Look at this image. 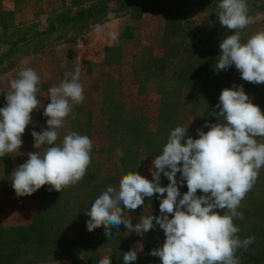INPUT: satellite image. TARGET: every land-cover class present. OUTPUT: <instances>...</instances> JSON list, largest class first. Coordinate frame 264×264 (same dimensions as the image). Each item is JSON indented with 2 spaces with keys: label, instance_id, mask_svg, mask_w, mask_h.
I'll return each instance as SVG.
<instances>
[{
  "label": "rangeland",
  "instance_id": "obj_1",
  "mask_svg": "<svg viewBox=\"0 0 264 264\" xmlns=\"http://www.w3.org/2000/svg\"><path fill=\"white\" fill-rule=\"evenodd\" d=\"M129 1L140 5L144 0ZM101 2L111 11L106 16L79 18ZM246 2L249 15L264 13V0ZM218 3L150 0L148 11L141 14L118 9L111 0H0V108L6 105L10 81L22 69L30 67L41 77L37 93L41 106L30 114L22 146L18 153L0 157V264H99L106 255L110 261L123 258L138 245L143 250L137 257L144 259L163 245L165 236L158 225L142 235L120 225L108 237L103 226L87 230L90 218L86 214L107 186L118 187L123 175L136 171L151 181L152 161L175 127L189 125L187 136L197 139V129L209 130L206 122L218 123L214 112L219 111L215 106L222 90L242 86L264 114V84L242 80L234 65L215 71L219 44L234 34L219 24ZM97 24L103 29L99 34ZM258 31H264V19L243 30L241 43ZM110 32L117 34L116 40ZM77 67L84 101L74 106L76 118L71 114L66 118L56 143L71 131L92 140L86 175L60 193L45 185L31 196L18 197L11 185L13 171L26 162L29 153L42 155L48 147L34 149L31 136L46 128L43 112L50 102L48 89ZM108 116L114 122L131 123L126 127L131 140L146 145L137 150L131 143L133 153H127L118 138L126 124L110 125ZM117 149L122 156L116 155ZM176 179L180 181V173ZM168 183L161 174L160 186ZM178 187L181 196L187 192L186 182ZM158 195L145 198L144 205L134 211H125L124 218L135 225L141 216H159ZM238 211L244 216L234 220L241 230L238 235L242 239L254 236L257 242L252 244L258 246L264 229V167Z\"/></svg>",
  "mask_w": 264,
  "mask_h": 264
},
{
  "label": "clouds",
  "instance_id": "obj_2",
  "mask_svg": "<svg viewBox=\"0 0 264 264\" xmlns=\"http://www.w3.org/2000/svg\"><path fill=\"white\" fill-rule=\"evenodd\" d=\"M217 13L219 24L234 34L219 44L221 54L215 71H226L234 65L242 80L264 84V31L241 43L243 30L264 19V13L249 15L246 0H219ZM102 31L101 25H95L97 34ZM108 35L117 39L115 32ZM40 81L30 67L10 81L6 105L0 108V157L18 153L22 146L30 114L41 106L37 98ZM48 96L50 102L43 112L46 128L31 133L34 149L48 147L42 155L29 153L26 162L13 171L11 185L18 197L31 196L45 185L60 193L81 181L91 163L93 142L87 135L71 131L56 143L66 118L71 114L75 119L74 106L84 101L80 68L65 73L58 86L48 89ZM215 108L219 109L214 112L218 123L206 122L207 132L197 129L199 138L187 136L189 125L170 131L161 154L152 161L151 181L135 171L123 175L118 187L107 186L86 214L90 218L87 230L103 226L104 234L111 237L112 228L124 225L129 233L142 235L158 225L165 240L149 255L158 257L161 264H240L237 250L247 251L255 238L241 239L234 220L244 219L238 208L264 167V142L257 139L264 140V114L243 87L236 85L221 91ZM116 155L122 156V150L117 149ZM161 174L169 181L166 187L160 186ZM183 182L187 192L181 196L178 183ZM198 190L202 195L197 196ZM154 194H159V216H141L135 225L124 218L125 211L136 210ZM142 250L138 245L124 253V264L136 261ZM99 264H111L110 256H104Z\"/></svg>",
  "mask_w": 264,
  "mask_h": 264
},
{
  "label": "trees",
  "instance_id": "obj_3",
  "mask_svg": "<svg viewBox=\"0 0 264 264\" xmlns=\"http://www.w3.org/2000/svg\"><path fill=\"white\" fill-rule=\"evenodd\" d=\"M150 0H144L140 5L138 4V1H134L133 3H131L129 0H111V3H115L118 6V9H129V10H133V11H137V12H147V5L149 3ZM108 4L106 2H101L99 3V5L97 7H91L88 10H86L85 12H83L82 14L84 15H80L79 18H92V19H97V18H102V16H106L107 12L110 11V9L107 6ZM140 6V7H139ZM140 8L139 10L137 8ZM109 9V11H108ZM111 12V11H110ZM106 64V63H103ZM109 119V124L110 125H116V123H123L126 124L125 128L123 130H121L120 135L118 136L119 139H121L124 144L122 145V148L127 151V153H133L134 148L131 147L132 145H130L131 143H135L131 140V138L129 137V131L126 129L127 125H132L131 123H125V122H114L113 120H111L110 116H108ZM136 125V124H135ZM142 145H146L144 142H140L138 141L137 143H135L134 146L137 147V150H139ZM131 147V148H130ZM256 230V229H253ZM251 230L246 231V234H249ZM260 234L262 236L263 241L261 243H259L258 246L255 247V244H251L248 248L247 251H244L243 249H238L236 252V256L242 260V263L245 264H264V246L261 247V245H264V229H262L260 231ZM249 237V236H247ZM246 237V238H247ZM242 239V238H241ZM254 242H257V239H254ZM145 245H147L145 243ZM111 264H124L123 262V258H119L116 261H111ZM132 264H161L160 260H157V258L155 259L154 256L151 255H146V258H140L137 257L136 261L132 262Z\"/></svg>",
  "mask_w": 264,
  "mask_h": 264
}]
</instances>
